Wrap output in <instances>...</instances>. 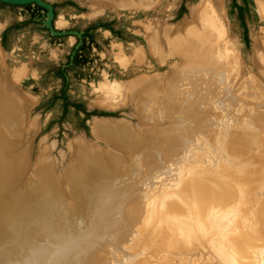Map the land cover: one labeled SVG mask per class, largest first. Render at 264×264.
Segmentation results:
<instances>
[{
    "label": "rangeland",
    "instance_id": "obj_1",
    "mask_svg": "<svg viewBox=\"0 0 264 264\" xmlns=\"http://www.w3.org/2000/svg\"><path fill=\"white\" fill-rule=\"evenodd\" d=\"M202 1L204 0H161L156 6L149 9L131 8V10L120 7L117 11L110 9L111 7L108 8L109 6L107 5L97 4L94 0H44V3L47 5L46 7L32 4L30 8L15 4H12L14 6L0 4V53H2L3 57V63H1L0 68L2 73L11 74L12 79L16 80L17 87L28 96V102L30 106L32 105L31 108L29 107L30 111L24 138L25 142L30 145L31 173L38 166V156L40 151L44 149L46 150L45 158L54 166L56 177L58 176L56 179L62 185L59 188H54V186L52 189L50 188V196L49 198H45L43 202L37 198L32 199L35 207L32 205L33 208L30 207V210L25 208L26 216L24 215L17 220L19 222L18 232L15 234L17 236H13L14 241L7 244L1 253H6L10 248H15L13 250L18 252V254L15 253L16 259L19 255L18 260H21L22 251L16 249L18 248L17 245L23 242L21 231L29 229V226L34 228V232L38 233L37 235H40L35 236L36 239L41 236L53 235L55 231L48 224L53 226H58L59 224L60 227L66 228L62 232L65 238H70V236H75L76 238L87 237L82 240L92 243L88 235L92 231V223H95L97 220L95 212H92V209H90L88 197L80 198L82 195L79 192L81 191L76 187L72 189L71 184L67 181L70 179L69 173L70 169H72L71 167L75 166L78 162L76 156L78 142L88 145L90 143L89 146L99 147L121 156L124 154L110 140L98 139L95 136L92 125L97 118L103 121L130 123L139 141L141 140L140 142L148 148L146 155L140 158V160L137 156L134 158L135 154L130 156L131 161L129 164L126 163L129 169L127 166H124L122 170H120L121 168L119 170L117 168L118 171L110 168L113 174H108L107 172L98 173L108 176L105 181L110 183L109 187L114 190L122 189L124 187L122 185L138 188L147 171H160L161 173H165L167 177H170L173 171V163H178L176 164L178 166L176 169L179 173L186 170V167L183 168L186 164L183 166L179 165L183 161L180 151L184 148H193L198 138L206 131L227 135L245 144L251 143L250 145L258 148L255 151L257 152L255 153V158L259 161L264 160V93L262 89V91L258 89V92H253L251 85L246 84L250 80H253V77L259 72L258 65L254 62V57L256 46H259V41L264 43V14L259 9V3L264 4V0H246L245 3L243 0H237L238 4L242 5L245 9L244 16L247 30L238 18L237 9H234L232 6L233 0H218L223 9L224 21L231 38L230 42L242 60L245 74L241 76V82L240 80L236 81L237 74L234 69L235 67H232V70L223 80V84L221 83V89L217 93L219 100L217 111L220 118H216L215 120L221 123L222 130L202 126V128H197L199 119L203 122L213 117V114L210 112H206L201 116L196 114L195 107L190 103L191 101L184 103L180 99L179 108L175 106V109L171 108L169 113L165 114L161 111L155 117L145 118L141 114L142 111L141 113L139 111V106L145 107V103L143 105L137 103V96L132 100L129 99V102H125L124 95L116 96L118 94L117 91L121 94L120 91L124 93V90H126V88L120 89V85H128L137 79L144 77L149 79L154 77L160 79L162 77H170L173 72L172 66L177 62V58L173 56V58L162 64L150 51L148 37L151 35L150 33L156 30L164 31L166 28L182 27L185 21L191 19V9ZM38 7L44 8V10ZM27 20H31V23L20 30L11 31L5 43L6 46H4L2 38L5 30L12 25L20 24ZM101 21H114V27L121 30L122 34L116 36L108 30L99 29L96 31L94 42L90 41L89 38L82 41L85 43L82 57L67 72L69 81L68 95L71 101L83 102L89 112L96 111L105 113L106 115L90 116L85 120L83 113H76L71 108L62 120V102L60 100L52 102L61 89V79L56 78L54 71L51 70L55 67L68 65L74 52L81 46V43H78L81 32L90 24ZM245 34L248 37L247 42L244 38ZM233 59L231 58L230 61L232 62ZM206 67H209V65H206ZM16 74H19L18 77ZM196 75L198 84L199 82L203 83L199 73H196ZM237 83L239 84L237 85ZM243 87H246L245 91L241 90ZM193 88L183 91L179 96L184 98L188 96L185 99H193V96L198 93V88ZM109 94L112 95L109 97ZM245 97H254V101ZM230 99L233 101H230ZM225 100H229L232 103L225 102ZM172 111L175 112L172 113ZM194 116H197L195 117L196 121L193 120ZM198 117L199 119L197 120ZM83 120H85V127ZM34 131L35 133H32ZM147 131H152V135ZM163 135H167L168 139L161 141ZM189 137L190 141H184V138L189 139ZM174 139L176 141L173 142ZM147 155L148 160H145L147 159L145 158ZM75 167L79 169L78 166ZM211 174L210 172L199 174L198 178H200V181L203 180L212 184L213 190L221 189L225 193V189L213 179ZM74 176L78 177L75 174ZM86 179L89 180L90 177L82 178L81 180ZM19 188L20 186L16 190L18 191ZM36 189L34 188L33 190ZM92 190L93 192L90 197H93V200L100 199V203L102 200L103 203H106L107 196L104 193L105 189L104 191L98 188ZM60 192L63 195H60ZM237 193L242 196L240 190ZM68 194L71 199H76V203L72 206L67 201L69 199ZM100 195L104 197H100ZM6 196L11 199L12 203L29 198L24 193L20 194L16 200L8 192ZM241 196L236 195L229 198L227 194H222L219 202L211 206L210 218L208 217L209 219L207 218L204 222L207 227L208 236L214 231L219 230L218 227H214V220H219L222 224L224 222L226 224L230 223L232 227L230 226L225 231V234H221L222 236L218 235L217 238L221 237V240H223L225 237L227 240H233L231 241L232 247L204 246L198 255L194 253L195 256L193 255L191 258L192 264H201V262L202 264H205V262L207 264L209 259L210 262H215L213 264H263L264 231L258 232L251 229V233L247 232L250 228L245 227L246 224L242 219L247 216L248 209L251 206L249 207ZM58 201L59 204H57ZM46 204L49 210H41L40 207ZM168 204L180 206L185 212L184 214H178V222H171L172 226L183 220L185 221L184 224L192 221L190 218L191 207L194 208V206L182 193L179 191L170 194L166 193L164 206H168ZM254 204H256L255 206L258 209H264V192H259ZM59 205H62L61 209ZM234 207H237L238 214L241 217L233 216L231 212ZM53 208L54 211H52ZM83 209L86 210L84 211ZM62 213H66L64 219ZM82 213L85 215V218L82 216ZM195 214L196 216L198 215L197 211H195ZM217 215L219 219L216 217ZM52 221L54 224H52ZM156 223L151 222L150 229L155 227ZM254 240L258 241V244ZM250 241L251 243L253 242V245L250 244ZM92 244H101L100 248L97 249L99 264L110 261L113 254L120 252L118 249L105 245L106 243L103 244L99 240ZM49 247L52 252L50 254L48 249V254L52 256L51 260L50 258L47 260L48 256L46 260H42V264H46L45 262H48V264L53 263L59 252H65V250L60 249L62 246L59 247L56 244ZM134 254L137 255L138 253L135 252ZM258 255L260 258L257 257ZM138 259L139 257L129 264L136 263ZM110 264L118 263L110 262Z\"/></svg>",
    "mask_w": 264,
    "mask_h": 264
},
{
    "label": "bare ground",
    "instance_id": "obj_2",
    "mask_svg": "<svg viewBox=\"0 0 264 264\" xmlns=\"http://www.w3.org/2000/svg\"><path fill=\"white\" fill-rule=\"evenodd\" d=\"M94 1L97 4L107 5L114 9L120 7L134 9L133 7L137 4L150 8L158 0H142L137 2V4H135L136 0ZM259 9L264 14L263 3H259ZM150 34L148 37L149 49L158 61L163 64L173 58V56L177 58V62L172 66V74L170 77H162L161 79L144 77L130 82L128 85H120V89L126 88V90H124V93L120 91L121 94L117 91L118 94L116 96L124 95L125 102H129V99L132 100L137 96V103L140 105L145 103V107L139 106V111L140 113L142 111L141 114L145 118L155 117L161 111L165 114L169 113V110L171 108L174 110L175 106L179 108L180 99L184 103L191 101L190 103L195 107L196 114L200 116L206 112L213 114V117L203 122L198 117L197 128L202 126L222 130L221 123L215 120L220 118L217 111L219 102L217 93L220 91L222 82H224L223 80L232 70V67H235L236 81H239L241 76L245 74L242 60L230 42V34L224 21L223 9L219 1L204 0L200 2L191 9V19L185 21L182 27L166 28L164 31L156 30ZM231 58H234L232 62L230 61ZM254 62L258 65L259 72L253 77V80L246 84L251 85L253 92H258V89H262L263 91H261L264 93V43L261 41H259V46H256ZM1 63H3L2 53H0V65ZM206 65H209V67L205 68ZM196 73H199L203 83L199 82L198 84ZM18 75L16 74L17 77ZM193 87L198 88V93L194 96L192 95L193 99H185L188 96L185 98L179 96L183 91L191 90ZM244 89L246 90V87L241 90L245 91ZM111 95L109 94L108 96L110 97ZM247 97L245 98L254 101V97ZM226 101L232 103L230 101L233 100ZM31 106L28 102V96L17 87L16 80L12 79L10 73H2L0 68V264H42V260H46L48 256L47 260L49 258L51 260L52 256L48 254V249L51 254L49 246L54 244L59 247L62 246L60 249L65 250V252H59L51 264H99L97 249L100 248L101 244H92L98 240L120 251L118 254H113L110 261H106L104 264H110V262L129 264L138 257V261L134 264H192V256L194 253L198 255L204 246L232 247L231 241L233 240H227L225 237L224 239L222 238L223 240H221V237L217 238L218 235L225 234V231L230 226L232 227L230 223L226 224L224 222L222 224L219 220L215 221L213 218L214 227H218L219 230L208 236L204 222L210 216L211 206L219 202L222 194H227L229 198L236 195L241 196V194L237 193L239 190L242 192L241 197L245 199L246 204L249 207L251 206L248 209L247 216L242 219L246 224L245 227L250 228L247 232L251 233V229L258 232L264 231V209H258L255 206L256 204H254L259 192H264V160L259 161L255 158V153H257L255 151L258 148L250 145L251 143L245 144L227 135L206 131L198 138L193 148H184L180 151L183 161L179 165L183 166L186 164L183 167H186V170L179 173L176 169L178 167L176 164L178 163H173V171L170 177L160 171H147L138 188L122 185L124 186L122 189L114 190L109 187L110 183L105 181L108 176L98 173L107 172L108 174H113L112 170H117V168L122 170L124 166L128 168L126 163L129 164L131 161L130 156L135 154L134 158L137 156L140 160L146 155L148 148L140 142L141 140L139 141L130 123L103 121L97 118L92 125L95 136L98 139L110 140L124 154L121 156L115 152L89 146L90 143L88 145L78 142L76 151L78 162L75 166H78L79 169L73 165L69 173L70 179L67 181L71 184L72 189L76 187L81 191H78L82 195L80 198L88 197L90 209L95 212L97 220L92 223V231L88 235L92 243L82 240L87 237L76 238L75 236H70V238H65L62 232L66 228L60 227L59 224L58 226L48 224L55 231L53 235L41 236L36 239L35 236L40 235H37L38 233L34 232V228L29 226V229L21 231L23 242L18 244L16 249L22 251L21 260H18L19 255L16 259L15 253L18 254V252L13 250L15 248H10V252L7 250L6 253H1L7 244L14 241L13 236L18 232L19 222L17 220L24 215L26 216L25 208L28 210H30V207L33 208L32 199L37 198L43 202L45 198H49L50 188L62 186L56 179L58 176L56 177L54 166L45 158L46 150L44 149L40 151L38 156V166L31 173L30 145L24 140ZM186 108L188 109L187 105ZM174 112L172 111V113ZM195 117L197 116H194V121H196ZM162 125L161 127L164 126ZM147 132L151 135L153 133L152 131V133L150 131ZM32 133H35V131ZM165 139H168L167 135L161 137V141ZM174 141L176 140L174 139ZM184 141H190V137L189 139L184 138ZM256 147L258 146L256 145ZM147 157L148 155L145 158ZM145 160H148V158ZM110 168L113 169L110 170ZM208 172L212 173L213 179L222 185L225 193L221 189L213 190L212 184L207 181H200L198 175ZM74 174L78 177L74 176ZM87 177H90V179L81 180ZM19 186L20 188L17 191L16 189ZM34 188L37 189L33 190ZM96 188L103 191L105 189L106 203H103V200L100 203V199L93 200V197H90L93 192L92 189ZM176 191L186 196V199L194 208L191 207L192 212L190 211L192 221L184 224L185 221L183 220L172 226L171 222H178V214L185 213L180 206L172 204L164 206L165 194ZM7 192L11 194L14 200L18 199V196L23 193L28 195L29 198L12 203L11 199L6 196ZM61 193L60 195H63ZM101 195L100 197H104ZM68 197V203L71 206L74 205L76 199H71L69 194ZM57 204H59V201ZM54 208L52 211H54ZM40 209L43 211L49 210L47 204L40 207ZM83 210L85 211L86 209ZM60 211L62 212V210ZM195 211H197L199 217L196 214L194 215ZM83 213L82 216L84 217ZM231 213L234 217L239 216L237 207H234ZM62 214L64 217H61L64 219L66 213ZM216 217L219 219L218 215ZM151 222H157L152 229H150ZM52 224H54L53 221ZM41 227L43 228V226ZM77 228L79 227L77 226ZM79 230L81 229L79 228ZM236 233L238 234V232ZM255 242L258 244V241ZM252 243L250 241V244ZM135 252L138 254L135 255ZM257 257L260 258L259 255ZM201 259L203 260V258ZM198 260L201 262L200 259ZM45 263L48 264V262Z\"/></svg>",
    "mask_w": 264,
    "mask_h": 264
},
{
    "label": "trees",
    "instance_id": "obj_3",
    "mask_svg": "<svg viewBox=\"0 0 264 264\" xmlns=\"http://www.w3.org/2000/svg\"><path fill=\"white\" fill-rule=\"evenodd\" d=\"M244 3L246 2V0H243ZM0 4L2 5H12V4H8V3H4V2H0ZM32 4H24L21 5L23 7L26 8H30ZM14 6V5H12ZM232 6L234 9H237L238 11V18L241 21L243 27L246 29V23H245V16H244V12L245 9L242 5L238 4L237 0H233ZM41 10H44V8L38 7ZM31 23V20H27L24 21L23 23L20 24H15L10 26L8 29L5 30L3 38H2V44L4 46H6V41L8 38V35L11 31L13 30H20L22 28H24L25 26L29 25ZM114 23V22H113ZM113 23L112 22H106V23H98L95 25H92L90 28H88L84 34L85 39H87V37L90 39V41L94 42V38L95 35L93 33V31L98 28V27H103L105 29H109L111 31H113V33L115 34H119L120 35V31H114L113 30ZM247 30V29H246ZM245 41H248V37L245 34L244 36ZM85 44H83L78 50H76L75 55L73 56L72 60L70 59V61L68 62V65L64 66V67H55L53 70L55 73V77L61 79V89L58 93L57 96H55V98L52 100V102H56L57 100H60L62 102V107H63V115H62V120L63 118H65V116L68 114V112L70 111L71 108H73L75 110L76 113H83L85 115V120L88 119L90 116H104L106 115L105 113H100V112H96V111H92L89 112L84 103L83 102H79V101H71L70 97L68 95V86H69V81H68V76H67V72L70 70L71 67H73L74 65H76L79 61V59L82 57V52L84 50ZM52 103V104H53ZM85 120H83V125L85 127Z\"/></svg>",
    "mask_w": 264,
    "mask_h": 264
},
{
    "label": "flooded vegetation",
    "instance_id": "obj_4",
    "mask_svg": "<svg viewBox=\"0 0 264 264\" xmlns=\"http://www.w3.org/2000/svg\"><path fill=\"white\" fill-rule=\"evenodd\" d=\"M142 0H136L135 1V4H137V2H141ZM158 2H160L159 0L158 1H156V4H154L153 6H156L157 5V3ZM140 4H137V5H135L133 8H137L138 7V9H149V8H146V7H143V6H141V8H140ZM152 6V7H153ZM152 7H150V8H152ZM108 8H110V7H108ZM110 9H112V10H114V11H117L118 9H113V8H110ZM128 9H131V8H128ZM132 10V9H131ZM107 22H114V21H107ZM99 22H95V23H92V24H90L89 26H87L82 32H81V35H80V37H79V40H78V43L80 42L81 43V46L83 45V44H85L84 42H82L83 40L85 41L86 39H85V37H84V34H85V32H86V30L88 29V28H90L92 25H95V24H98ZM100 23H106V22H100ZM114 24H115V22L113 23V30L114 31H120V35L122 34V31L121 30H118V29H116L115 27H114ZM99 29H104V30H108V31H110L112 34H114V35H116V36H120L119 34L117 35V34H115V33H113V31H111V30H109V29H105V28H103V27H98V28H96L94 31H93V33H94V35H95V37H96V31H98ZM88 38V37H87ZM80 46V47H81ZM79 47V48H80ZM78 48V49H79ZM77 49V50H78ZM75 53L76 52H74V54H73V56L75 55ZM73 58V57H72ZM71 58V59H72Z\"/></svg>",
    "mask_w": 264,
    "mask_h": 264
},
{
    "label": "water",
    "instance_id": "obj_5",
    "mask_svg": "<svg viewBox=\"0 0 264 264\" xmlns=\"http://www.w3.org/2000/svg\"><path fill=\"white\" fill-rule=\"evenodd\" d=\"M0 2L8 3V4H15V5H24V4H37L40 6H47L44 3V0H0ZM50 23V22H48Z\"/></svg>",
    "mask_w": 264,
    "mask_h": 264
}]
</instances>
